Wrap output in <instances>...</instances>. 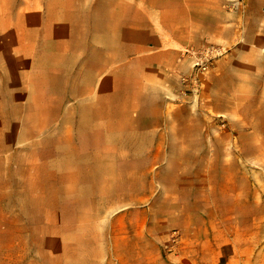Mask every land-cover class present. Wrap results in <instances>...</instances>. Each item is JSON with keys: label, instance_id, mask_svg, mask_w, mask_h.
<instances>
[{"label": "rangeland", "instance_id": "374dc122", "mask_svg": "<svg viewBox=\"0 0 264 264\" xmlns=\"http://www.w3.org/2000/svg\"><path fill=\"white\" fill-rule=\"evenodd\" d=\"M173 177L264 253V0H0V264L174 262Z\"/></svg>", "mask_w": 264, "mask_h": 264}, {"label": "crops", "instance_id": "0c3cea01", "mask_svg": "<svg viewBox=\"0 0 264 264\" xmlns=\"http://www.w3.org/2000/svg\"><path fill=\"white\" fill-rule=\"evenodd\" d=\"M181 182L178 177H173L161 184L166 195H176L175 204L161 206L165 211H172L165 220L166 227H177L182 232L179 254L169 264H219L225 248L229 247L232 255L227 264H262L264 253L261 249L256 252L248 243H234L225 234L229 229L226 224L228 217L223 212L226 208V194L201 192L194 190L192 184L196 182H192L190 187L185 181ZM207 184L213 183L209 180ZM181 191L184 196L180 202ZM232 200L237 205L238 197ZM161 237L164 239L166 236L164 234Z\"/></svg>", "mask_w": 264, "mask_h": 264}, {"label": "built area", "instance_id": "2783aa9c", "mask_svg": "<svg viewBox=\"0 0 264 264\" xmlns=\"http://www.w3.org/2000/svg\"><path fill=\"white\" fill-rule=\"evenodd\" d=\"M216 53L215 48H206V52L203 53V56L201 57H195L193 62V67L195 70H205L207 68V62L211 58L210 55H214Z\"/></svg>", "mask_w": 264, "mask_h": 264}]
</instances>
